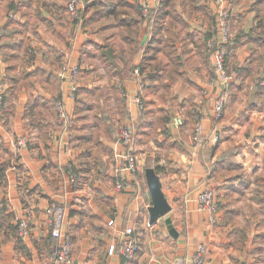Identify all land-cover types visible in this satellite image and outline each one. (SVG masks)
<instances>
[{"label":"crops","instance_id":"1","mask_svg":"<svg viewBox=\"0 0 264 264\" xmlns=\"http://www.w3.org/2000/svg\"><path fill=\"white\" fill-rule=\"evenodd\" d=\"M1 1L14 11L6 14L0 10V28L5 27L3 32L7 33L0 38V78L6 90L0 101V264H62L54 256L58 240L51 236L52 222H57L61 233L70 239V264H194L199 245L206 249L202 264H264V108L246 109L254 89L250 83L244 89L248 95H224L222 115H213L214 101L223 89L216 78L211 80L212 66L198 42L208 30L207 22L191 5L196 2L214 18L217 7L212 0H170L158 23L162 0H123L126 6L138 7L135 13L125 6L130 10L126 17L142 19L138 36L142 49L134 57V64L145 65L140 68L144 81L141 109L131 98L140 90L133 73L131 79L118 77L113 81L98 69L102 67L97 51L104 42L103 33L88 27L85 37L77 33L66 13L65 0ZM98 1H83L85 19L97 11ZM252 2L235 0L231 4L232 52L227 51L226 63L230 72L251 59L252 49L256 56L263 50L249 38L254 25ZM144 7L147 15L142 13ZM177 36L175 46L179 55L185 53V61L175 70L164 66L157 73L160 78L144 79L146 65L159 62L165 41ZM17 37L25 52L22 45L16 53L5 47L18 41ZM9 62L15 65L10 70L18 75L42 69L53 77L63 63L76 65L83 73L79 87L87 89L122 84L127 118L121 124H137L135 136L136 132L146 133L137 136L133 148L138 171L135 175L122 171L123 189L115 188L114 172L124 166L119 157L124 147L117 139L113 143L102 136L99 140L107 151L101 158L107 174L97 173L87 164L89 170L81 174L80 184L69 182L71 174L76 181L75 168L81 164L82 152L70 140L74 131L68 124L76 119L74 102L69 98L70 83L48 80L56 86L53 92L63 97L69 118L65 125L59 122L54 108L52 117L39 114V122L44 120L48 125L41 131L37 117L25 112V88L15 96L7 94ZM254 65L257 73L264 69V63ZM43 90L36 83L31 93L50 100L51 93ZM146 106L152 111L163 109L169 117L164 130L154 128L152 118L141 119ZM179 114L183 123L176 128L172 120ZM197 116L204 141L196 149L190 127L196 126ZM141 122L150 124L138 129ZM229 152H233L231 159L239 170L246 173L243 191L235 189L242 184L232 175L234 169L228 175L213 168L221 155ZM151 165L160 169L162 192L171 209L153 224L149 223L151 196L145 179V170ZM206 189L216 194L215 222L207 212L197 209V195ZM21 218L28 227L24 237L17 228ZM166 218L176 237L169 233ZM128 228L134 231L138 249L131 258H124L118 247ZM110 246L115 248L112 255L108 253Z\"/></svg>","mask_w":264,"mask_h":264},{"label":"trees","instance_id":"2","mask_svg":"<svg viewBox=\"0 0 264 264\" xmlns=\"http://www.w3.org/2000/svg\"><path fill=\"white\" fill-rule=\"evenodd\" d=\"M168 1L170 0L161 1L160 10L157 14V23L163 19V11L168 7ZM7 4H5V1L0 2V10L6 12V14H8V11H14L10 10ZM12 5L16 9V6L14 4ZM191 5L194 9L201 12L207 22L206 26L208 27V30H206L207 32L202 35V39L198 41L205 46L208 39L213 41L216 40V16L214 15V18L211 17L209 12L204 8L198 7L196 2ZM125 6L126 5L123 0L98 1L96 6V8L98 7L96 9L97 11L93 13L89 19H84L83 21V26L85 28H96L103 33L104 42L98 47L97 60L109 75H116L121 80L132 78V72L135 65L134 57L142 49L141 38H138L142 19L141 17H139V20L126 17L130 15V10L127 8H130L133 12L138 13V7L126 6V8ZM251 9L254 12V25L250 31L249 38L258 46L263 47L262 53L256 56L257 51L252 49L251 59L233 72L234 78L228 82L227 86L222 88L223 92L220 93L218 97L223 99L225 97L224 95H227V93L243 94L245 92L244 89H246L247 85L251 83L254 86V89L249 93V101L246 106V109L248 110L253 108H264V69L262 72L257 73L258 70L254 65V63H264V0H254L251 4ZM83 17L85 16L83 15ZM7 18L8 22L9 17L7 16ZM4 28L5 27L0 28V38H2L3 35H7L6 32H3L5 31ZM178 37L179 36L176 38L170 37V39L165 41V45L163 46L164 52H161V59L159 62H155V64L151 67L146 65L148 73L145 75L144 79L150 76L151 79L156 77L160 78L157 73L158 71L163 70L165 68L164 66L171 67L175 70L183 61H185V53L179 55L175 46V41ZM16 40L18 41L8 42L5 47L16 53L17 51L19 52L22 45L25 52V47L20 38L17 37ZM226 50L229 51L230 49L227 48ZM7 51L8 50L6 49V52ZM231 52L232 50L229 51V53ZM152 58L153 57H150V60ZM227 58L225 59V63L228 64ZM139 65L141 68L145 66L140 63ZM14 67L15 65L9 62V69H7L6 72V79L9 84L7 94L9 96H15L17 92L24 87L28 95L25 112L32 116L35 115V117H37L38 127L41 131H45L48 129V125L44 123V120L43 124L39 122V114L43 117L54 116L55 113H53V103L61 99L60 94H55L53 92L54 87L56 86L48 80L52 81L54 84H59V81L57 78L49 75V73H46L42 69H36L31 73L22 71L18 75L13 70H10V68ZM80 76L82 78L83 73H81ZM36 83H40L42 85L44 92L47 91L48 93H51L52 96L50 100L45 99L41 95H33L31 93L34 90V85ZM78 89L79 97L74 107L73 116H75L78 121H81V123L80 126H78V124H73L72 127H70V130L74 131V135L71 134L70 140L76 147H80L82 149V152L79 155L81 164L79 167L75 168L74 173L76 174V181L74 183L75 186L80 184L81 174L89 170L85 167L87 164H89L97 173L102 171L107 174V166L105 168L104 161L101 158V155L107 151V148L100 142L99 138L102 136L108 140L114 141L115 139L112 130L114 123L112 122L113 119L118 122L119 126H121L123 125L121 124L123 119L127 118L125 99L118 95L120 85H111L108 88L100 90L87 89L86 87H79ZM246 94L248 95V93ZM94 95L100 96L102 101H98L97 99L93 100L92 96ZM111 103H113L112 106ZM84 111L87 112L85 115L82 114ZM88 117H91L94 122L91 123L90 121H87ZM142 118H146L147 120L152 118V126L154 128L160 127L162 130H164L165 125L169 120V117L164 113L163 109L152 111L148 106H146V108L142 111L141 119ZM148 124L150 123L141 122L138 129ZM90 127H93V129H90ZM149 127H151V125H149ZM190 128L193 132V138L195 126L194 128L193 126ZM144 134L146 133L142 131L137 136L139 138V136ZM137 136L133 138V142L130 144L133 153V148L136 147V142L138 141ZM231 155H233V152L222 154L221 157L214 163L213 168L215 170H223L228 175L230 171L234 169L235 172L232 175L240 181L239 184H242L241 188L240 185H237L239 189H235L243 191L244 187L247 186V183L245 182L246 173L239 170L238 164L234 159H231ZM148 168L153 169L155 174L158 175L160 170L158 165H151ZM72 171L74 172L73 167ZM132 238L135 239L133 236Z\"/></svg>","mask_w":264,"mask_h":264},{"label":"built area","instance_id":"3","mask_svg":"<svg viewBox=\"0 0 264 264\" xmlns=\"http://www.w3.org/2000/svg\"><path fill=\"white\" fill-rule=\"evenodd\" d=\"M234 0H215L214 4L216 5V27H217V38L215 42H212L209 40L207 42L208 46H215L217 44L219 47H223L224 43H228L230 36L228 34L227 29V18H228V6L232 3ZM65 8L67 9L69 15L72 19H80V15L78 12L79 9V0H66L65 2ZM144 13H146V9L144 10ZM224 51L222 48L217 49L214 52L213 56V62H214V71L216 79L221 83V85H227L229 81L233 79V74L229 73L225 60H224ZM79 68L76 67H62L60 75L64 78H66L67 81L70 82V92L71 94L75 93L77 89V72ZM4 85L0 81V95L3 93ZM1 97V96H0ZM1 100V98H0ZM135 103L139 107V109L142 108V102L138 98H135ZM224 109V100L221 98H216L213 104V115L215 118H220V116L223 113ZM58 113L60 117L62 118L64 116V109L62 110V106L58 104ZM183 123V119L181 115H176L172 120V125L174 127H179ZM135 135L134 128L125 127L120 131L119 135V141L123 142L125 145L124 154L119 155V157L122 158V160L125 161L124 166L117 171H126V173H130L131 175H134L136 173V157L134 156L132 152V148L130 147V144L133 142V138ZM194 147L197 149L203 145L204 138L202 136V124H201V118L200 116H197V123L196 128L193 134L192 138ZM213 141H217V137L215 136L213 138ZM121 178V177H120ZM119 179V178H118ZM74 177H70L69 182H73ZM116 189L121 190L124 187L122 178L119 179L116 182ZM197 209L201 212H207L210 216L213 222H215V215L217 213V198L216 194L212 189H206L204 191H201L197 195ZM114 221L110 220L108 222L109 225H112ZM57 222H52V229H51V236L58 240V245L56 247L55 251V260L62 264H70L71 263V245H70V239L68 236L63 235L61 233L60 228L57 225ZM17 228L19 231V235L24 237L28 233V227L27 223L24 219H19L17 222ZM132 228H128L125 231V243L122 246L121 253L123 255H130L135 250V243L133 241V238L131 236L132 234ZM115 252L114 246H110L108 248V253L112 255ZM206 252L204 245H199L196 249L193 263L194 264H202L204 259V254Z\"/></svg>","mask_w":264,"mask_h":264},{"label":"rangeland","instance_id":"4","mask_svg":"<svg viewBox=\"0 0 264 264\" xmlns=\"http://www.w3.org/2000/svg\"><path fill=\"white\" fill-rule=\"evenodd\" d=\"M83 1L84 0H79V9H78V12H79V15H80V19H72L71 18V16L69 15V13H68V11H67V9L65 8V10L67 11V13H68V16H69V19L74 23V25H75V27H76V30H77V33H83L84 34V37H85V34H86V28L83 26V21H84V19H85V17H83V15H84V9H83V7L84 6H82L83 5ZM214 1L215 0H212V2L214 3ZM252 1H254V0H252ZM65 2H66V0H65ZM232 3H233V1H232ZM231 3V4H232ZM229 5L228 6V18H227V29H228V34H229V36H230V39H229V41H228V43L226 42V43H224L223 45V47H219L217 44H215V46H208L207 45V43L205 44V46H203L202 48H203V50H204V52L206 53V57H207V59L210 61V64H211V66H212V72H213V77L211 78V80L212 81H216L215 80V78H216V76H215V71H214V68H213V66H214V62H213V56H214V52L217 50V49H219V48H222L223 49V51H224V60L227 58V48H229V43H230V41H231V37H232V33H231V30H230V21H231V6L232 5ZM146 9V13H144V10ZM142 13L144 14V15H147L148 14V8L147 7H144L143 8V10H142ZM214 15L217 17V14H216V10H215V12H214ZM85 16V15H84ZM217 38V31H216V37H215V39ZM209 40H211V39H208L207 40V42L209 41ZM212 42H215V41H213V40H211ZM226 64V63H225ZM66 67V66H68L66 63H63L61 66H59V68H57V73L55 72V75H54V77L55 78H57L58 79V81H60V82H63V83H70L69 81H67L66 80V78H64V77H62L61 75H60V72H61V68L62 67ZM70 67V66H69ZM71 67H76V65L75 66H71ZM140 65L139 64H135L134 65V68H133V75H134V77H135V81L137 82V83H139V87H140V90H139V93H136L135 94V96L133 97H131L132 98V101L133 100H135V98H138L139 100H140V102H142L143 100H142V91H143V83H144V81L141 79V75H142V73H140ZM99 70H102L103 71V73L105 74V75H107V76H109L110 78H112L113 79V81H117V78H118V76H116V75H109L105 70H104V68L103 67H99L98 68ZM79 70V69H78ZM229 73H232L233 74V72L231 71H228ZM82 72L79 70L78 72H77V77H78V81H77V86L79 87V81H80V74H81ZM80 76V77H79ZM233 78H234V76H233ZM0 81L3 83V85H4V82H3V80H2V78H0ZM225 86H227V85H222V88H224ZM78 87H77V89H76V91H75V93H73V94H71V92H70V89H71V86H70V89H69V98L70 99H72V101L74 102V107H75V104L77 103V101H78V97H79V93H78ZM108 87H110L109 85H106V86H104V87H99V86H96V87H93V89H96V90H100V89H104V88H108ZM119 90V92H118V95L120 96V97H125L126 96V93H125V91H124V89H123V87H122V84L120 85V89H118ZM5 86H4V90H3V93L0 95L1 97V102H2V100H3V95L5 94ZM78 93V94H77ZM92 99L93 100H98V101H102V98L100 97V96H97V95H94V96H92ZM0 102V103H1ZM54 105H53V108H54V111L56 112V116H57V119H58V121L59 122H61V123H63L64 125L67 123V121H68V115H67V112H66V109H65V101H64V99H63V97L61 98V99H59V100H57V101H55L54 103H53ZM58 104H60L61 106H62V110L64 109V116L61 118L60 117V115H59V113H58ZM125 109H126V107H125ZM87 112H82V114L83 115H85ZM180 115V114H179ZM83 120H85V119H83ZM87 121H90L91 123L92 122H94L93 121V119L91 118V117H88L87 118ZM74 123L73 124H78L79 126H80V123H81V121H78V120H76V119H74V121H73ZM83 122V121H82ZM112 122H114L113 123V126H112V130H113V136H114V139L116 140L117 139V142H119V144H121L123 147H124V149H125V145H124V143L123 142H120L118 139H119V135H120V131L123 129V128H125V127H129V128H134V127H137V124H130V125H121V126H119V124H118V122L116 121V120H114L113 119V121ZM71 123V122H70ZM73 124H68V127L70 126V127H72V125ZM180 127V126H179ZM178 127V128H179ZM91 129H93V127H90ZM195 128H196V126H195ZM134 131H135V129H134ZM136 136H137V132H136ZM134 137H135V135H134ZM115 140L114 141H112L113 143L115 142ZM136 164H137V166H136V172L138 171V166H139V163H138V161H137V159H136ZM124 172V171H123ZM122 175V170L121 171H115L114 172V178H115V182L116 181H118L119 179H121L120 178V176ZM128 175H131L130 173L128 174ZM135 175V174H134ZM72 176V178L74 177V175L73 174H71L70 176H69V178H68V180L70 181V177ZM117 177H119V179L117 178ZM117 178V179H116ZM75 182V177H74V181L72 182V184ZM115 186H116V184H115ZM116 188V187H115ZM123 189V188H122ZM217 211H218V207H217ZM169 213V212H168ZM167 213V214H168ZM133 233H134V231L132 230V234H131V236H134L133 235ZM125 238H126V236H125ZM125 238L123 239V241H122V244L120 245V247H119V254L122 256V257H124V258H131L132 256H134L136 253H137V249H138V245H137V241H136V239H133V241H134V243H135V250L133 251V253L132 254H130V255H123L120 251H121V249H122V246H123V244L125 243ZM194 258V257H193ZM193 260V259H192ZM203 261H204V259H203Z\"/></svg>","mask_w":264,"mask_h":264},{"label":"water","instance_id":"5","mask_svg":"<svg viewBox=\"0 0 264 264\" xmlns=\"http://www.w3.org/2000/svg\"><path fill=\"white\" fill-rule=\"evenodd\" d=\"M145 179L151 196V205L148 208L149 223L153 224L158 219L166 216L171 209L162 192L160 179L153 169L148 168L145 170ZM165 223L168 226L169 233L176 237L177 234L171 225L170 219L166 218Z\"/></svg>","mask_w":264,"mask_h":264}]
</instances>
